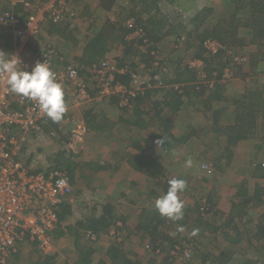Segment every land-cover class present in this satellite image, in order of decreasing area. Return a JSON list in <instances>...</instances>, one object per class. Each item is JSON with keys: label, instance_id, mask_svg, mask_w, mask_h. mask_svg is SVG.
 Segmentation results:
<instances>
[{"label": "crops", "instance_id": "0c3cea01", "mask_svg": "<svg viewBox=\"0 0 264 264\" xmlns=\"http://www.w3.org/2000/svg\"><path fill=\"white\" fill-rule=\"evenodd\" d=\"M135 1L136 4H138V0ZM69 2H72V0H69ZM152 3L155 4V10L159 9L157 10L160 12L159 15L162 14L161 8L163 7L165 8L171 4L179 6L176 3L167 2V4L166 0H160V2L155 0ZM96 4H98L99 7V0H96ZM253 5L254 8L252 7ZM262 6L264 7V1L246 0L241 2L239 6L241 8L236 13V18L240 20L234 19V22L232 18L229 20L228 18L220 17L215 20L213 19V21H215L213 23L214 27L220 25L224 30H228L230 33L229 37H227L228 39L224 42L222 41L226 47L229 50L232 49L234 53L247 56V61L242 65L236 64L231 61V58H229L226 52H222L220 54L221 58L217 57L213 61L214 64L209 68V71H211L213 75L211 74L210 76V74H208L209 77L206 79L200 78L198 70L190 69L189 67L184 68V66H182L184 64L182 63H168L170 62L169 57L176 53H178L179 56L184 54L187 48L182 50V46H188V44L181 41L180 37L178 38L179 34L173 32L174 23H169L165 20V22H163L165 24H163V26L165 27H163V20L161 21L158 15L156 17L159 19V27H155L154 24L152 26L149 24V21L144 22L145 25L150 26L147 28L145 27L147 31L150 29L152 31L154 29L153 33H150L154 39V44H152L154 49H149L145 46V49L149 51L152 57V61L153 56L151 51H155V53L157 51L164 56V59L160 60V64L155 67L152 73L161 74V79L165 82V85L160 87L158 83H156L153 86L156 89L153 96L149 94L151 96L144 98L145 100L140 103H138L136 99L131 101L133 103L132 107H120L116 98H111L110 100H104L102 102L94 101L92 104L86 106L73 107L80 118L85 121L87 120L86 122L90 127V132L85 136L86 138L84 137L82 140L75 142L73 151H70L71 153L69 152L68 155L70 158L73 157L74 163L78 162V158H85V162H80L81 164L79 165H81V169L82 165L88 167L87 174L91 172L92 177L86 174L81 176V172L79 171L80 174H78L77 170L74 169L75 175L74 177H70L71 183L69 189L65 193L64 201V204L69 207L71 212L61 219V224L64 223V225H67L69 228L70 226L73 227V225L79 221L77 220L79 218H73L77 207L87 206V211L86 209H80L82 212L81 217H83L90 214V212H94L92 209L100 203L105 204L107 203L106 201L113 200L112 204L115 209V214H128L130 217L127 223L130 225L133 223L134 226V218H136L139 213H135V210L134 214L133 210H131V213L128 212L127 209H130L131 206L127 209L120 210V207H122L124 203L123 199L129 200L130 196H128V193L134 186H136V188L141 187L144 193L147 191L146 187L151 188L152 184L160 181L163 183V188H158L157 190H153L152 188L149 190L154 191L155 194L159 196L166 192L164 188L168 180L172 178H183L187 181L189 192L195 194L193 183L199 181L200 170L202 169L205 173V164L208 166H215V164H212L213 160L217 162L224 160L223 155L227 153V149L230 145L228 136L232 130L237 133L240 127L245 130V141L246 144H248L247 167L249 170H254V174H260L261 177H264L261 171L256 169L254 161L252 162V159L255 160L254 156L258 152L264 151V133H262L264 129V45L262 46L258 43H264V37L255 35L257 29H264V11H256L257 8ZM92 7L93 5L90 6V8ZM235 7L236 4L234 0H199L198 4L190 9V13H193L195 16L191 18L195 25V29L190 30L192 32L189 38L191 43H189L188 46L189 54L186 55L188 61L198 58L197 53L200 52V50L196 52V50L192 48L194 47L192 37L197 39L200 44L205 39L201 40L195 33V31L200 32L206 29L205 26H203L205 24L204 18L203 22H201L197 20L196 16L199 13L201 14L204 9H212V11H222L226 15L232 14L233 17ZM244 10L249 13L251 12V16H244ZM182 13H185V10L184 12L182 10ZM146 17H148V15L146 16L144 14L142 19H146ZM210 17L211 15H208L207 19ZM202 23L203 25H201ZM183 24L184 21L178 23V25L181 26ZM210 24L211 23H208L207 29L213 27L210 26ZM198 26L199 31L197 30ZM0 31L2 30L0 29ZM167 31H170V33H166ZM132 32L127 34L128 39H130ZM6 33H0V50L8 53L21 52L23 50L22 44L15 42L13 37ZM43 33H46V36H43ZM43 33L41 34V41H49L50 44L55 45L54 41L59 37L45 30ZM150 34L148 33V35ZM184 35L185 34H183V36ZM122 42L123 41L117 37V42L114 44L111 43L109 46L110 48L103 56V58L112 59L117 67L121 66L119 62L122 63L125 60L127 62V58L135 52V49H130L131 53H127L125 44ZM60 44L64 46H62L64 49L61 46L57 48L61 52L67 51L66 59L69 61H76V58L83 55L86 46L85 45L82 50L77 51L74 48L68 49L67 47L69 45ZM140 47L143 48L142 46ZM144 50L142 49L141 51L139 49V52L143 54ZM214 55L216 54H208V56L212 57ZM132 61L131 63L138 67L139 70L142 69H140L141 66H139L140 62L138 60L132 59ZM152 61L149 67H152ZM219 62H221V65H218ZM176 65L182 66V69L180 68L179 70ZM143 67L146 69L145 65ZM206 67L207 65L205 64V68ZM81 68L84 69V66ZM228 68L233 76L231 79L224 76ZM119 76L121 80L122 77H125L122 74ZM217 76L218 78H216ZM82 78L86 83L92 85L90 76L80 72V79ZM65 100L66 104H69L71 97L65 96ZM135 104L137 105L135 106ZM134 106L144 111L143 118L145 125H147L148 130L154 131L155 134L158 135L156 141H143L142 137L135 132L136 128L131 123L133 118L131 110ZM70 109L66 110L60 122L52 125L55 129L61 127L62 130V127H64L68 130L71 128H66L65 126V124L68 123L66 121L69 119L68 113H70ZM90 113L96 115L95 119H93L95 125L89 121L92 118ZM152 116L155 117V121H153L152 124L147 123V120ZM49 127L51 128L50 130H52L53 127ZM66 134L68 136V132ZM31 136H33V133ZM31 136L29 137V141ZM45 136H47V134H44L41 138L32 137L35 139V144H37L36 150L42 153V155H39L36 152L33 158L37 156L38 161L44 163L42 164L43 166L49 165L51 160L48 156L46 157L45 148H42L44 146L39 144V142L42 141L41 139ZM59 136L62 137V132L59 133ZM134 139L138 140V143L142 146L139 147L141 150L132 145ZM68 140L69 139L62 145L64 149L65 144L69 142ZM46 143L48 146L54 147V144L50 142V140L49 143ZM54 151L55 150H51V153H54ZM214 153H220L218 158L213 156ZM189 157L193 160V165L191 167L186 166V160ZM110 160L115 161L114 165H108V168L103 169L101 167L102 164L110 162ZM100 164L101 168L98 169L97 166ZM258 164L259 163H257V165ZM228 182L223 181L220 183V181H218V187L213 188V191L221 192L222 187L228 184ZM92 185L96 187V190L99 192L98 202H96L97 199L95 200L91 196H83V191L89 193L93 188ZM195 195L205 200L208 197L205 194ZM133 201L139 202V200ZM203 213L204 217L210 212ZM132 215L135 216L132 217ZM71 218H73V221L68 222L67 220ZM55 234L57 237L54 241L52 252L47 257L50 260L51 258H57L59 260L61 259V261H66L68 259L67 256L74 253L71 252V249L75 247L74 239L71 243V247L68 248L66 243L68 239L59 237L57 232ZM28 247L31 248L30 252L34 253L36 259L42 256L37 246L34 243L28 242L21 245L18 254L13 257L11 262L14 260L12 263H15L24 254L23 249ZM107 250L106 252L108 254ZM69 252L70 254H64Z\"/></svg>", "mask_w": 264, "mask_h": 264}, {"label": "built area", "instance_id": "2783aa9c", "mask_svg": "<svg viewBox=\"0 0 264 264\" xmlns=\"http://www.w3.org/2000/svg\"><path fill=\"white\" fill-rule=\"evenodd\" d=\"M7 2L11 6L22 3L33 7L24 21L12 11L4 13V21L8 25L4 31L10 34L15 42L22 44L23 50L14 54L19 56L22 64L28 69L37 62L48 63L57 80L63 85L65 96L71 97L67 109L111 98H116L120 107L130 106L132 99L143 93L146 86L149 88L154 86L149 83L153 78L143 76L138 67L131 66L132 64L117 67L110 59H104L93 66L90 77L92 85H89L80 79L75 64L57 65L53 50L41 54L26 47L33 41L39 42V46L46 43L41 41V34L49 19L58 22L66 18L65 14L74 15L75 8L69 5L71 3L69 0H7ZM135 21L132 18L125 25L132 28ZM133 38L147 41L142 27L134 29L130 36V39ZM180 39L182 42L187 40L185 36ZM204 47L209 54H217L224 49L231 61L236 64L242 65L247 61V56L234 53L232 49L229 50L216 40H206ZM44 48L43 46L42 49ZM186 64L189 68L198 70L200 78L207 77L203 59L194 58ZM158 65L157 63L155 67ZM117 73L127 74L130 77L129 83L118 80ZM224 76L230 79L233 77L229 68L226 69ZM6 79V75L0 74V264H10L21 245L28 242L34 243L43 257L50 255L55 232L62 225L60 208L71 183L65 171L51 170L48 173L36 171L34 164L27 161L31 153V149L27 148L29 137L40 129L47 116L35 102L10 93ZM154 79L158 81L160 87L163 86L159 76ZM89 132L88 123L78 116L69 130V142L65 144L68 153L73 150L75 142L82 140ZM262 165L264 167V162ZM204 167L210 169L207 164ZM112 234L116 237L119 235L114 231ZM88 236L92 240L97 239V235L89 233ZM176 251L181 253L180 257L183 259L190 256L187 248L175 246L171 253L175 255Z\"/></svg>", "mask_w": 264, "mask_h": 264}, {"label": "rangeland", "instance_id": "374dc122", "mask_svg": "<svg viewBox=\"0 0 264 264\" xmlns=\"http://www.w3.org/2000/svg\"><path fill=\"white\" fill-rule=\"evenodd\" d=\"M155 0H147L146 4L143 0H138V4L136 5V8L133 9V2L131 0H119L117 6H115V12L112 13V15H109L104 10H101V8L98 7V4H96V0H72V2L69 4L71 7H76V4H79L80 9H84L88 6L93 5V7L88 10L89 12H92L91 15H83L78 21V24L75 26L78 29H75L73 32V36L76 37L77 42L75 43L72 40L69 41H63L59 38H56L55 45L59 48L61 46L60 43L69 45L67 48L72 49L74 48L77 51H80L83 49V47L87 44L88 38H91L94 36L98 31L102 29V24L104 23L105 19L114 18L117 22H119L120 25H123L128 20L137 17V21H141L142 16L145 14L146 16H159L163 22L168 21L169 23H174V33L177 34H186L190 32L191 29H195V25L193 23V20L191 18H194L195 16L193 13L191 14V10H185L181 9V7L176 6L174 4L168 5L167 7L161 8V15L159 11L155 10V4L152 3ZM159 1L160 0H156ZM217 1V0H216ZM246 1V0H244ZM77 2V3H76ZM167 3V2H166ZM168 4V3H167ZM222 8V5H221ZM147 9L149 12H147ZM182 10L185 13H182ZM244 16H251V12L244 10L243 12ZM211 15L210 18L207 19V16L204 17V25L203 23L201 25L205 26L207 28L208 23H211L210 26H213V19L216 18H228L231 20L232 14H225L222 11L219 10H213L210 12ZM134 16V17H132ZM76 20V19H74ZM180 21H184V24L178 25ZM126 24V23H125ZM144 27H150L148 25H145L143 22ZM160 23L156 25V27H159ZM168 26V24H167ZM104 29V28H103ZM8 34V33H6ZM43 36H46V33L42 34ZM114 37L118 36L119 33L116 31L113 33ZM117 38V37H116ZM43 41V40H42ZM46 41V40H45ZM44 42V41H43ZM49 42V41H47ZM33 43L29 42L28 44ZM192 43L194 44V50H199V41L192 38ZM174 45V44H173ZM172 45V46H173ZM63 46V45H62ZM61 46V47H62ZM64 47V46H63ZM62 47V48H63ZM28 48V45H27ZM186 52L181 54L180 56L178 53L175 55L169 57L170 64H185L188 62V57L186 55L189 54L187 45L182 46V50L186 49ZM64 49V48H63ZM145 48L143 47V50ZM129 58H127V63L130 64V62L133 60H138L140 69H144V65H146L148 68L144 70H140V73L143 74V76L151 78V73L154 71L156 64H160V60L164 59V56L162 54H159V52L151 51L152 55H154V59L152 61V57L149 52L145 53L146 49L144 50L143 54L139 52L138 49L134 50ZM142 51V49H141ZM67 52L66 50L64 51ZM193 52V51H192ZM107 59V58H106ZM113 61L112 59H110ZM131 60V61H129ZM137 61V62H138ZM152 61L151 65L152 67H149L150 62ZM157 62V63H156ZM144 64V65H142ZM154 74V73H152ZM83 77V76H81ZM83 79V78H82ZM69 109V108H68ZM69 119L66 121L68 123L65 124L66 128H70L74 121L77 119L78 114L73 109L69 110ZM53 127V126H51ZM54 128V127H53ZM52 128V129H53ZM68 132V131H66ZM251 132V131H250ZM264 133V129L262 131ZM255 134V132H254ZM86 138V137H85ZM48 135L45 136L42 141L39 142V144H42L46 150V156H49L51 154V150H59L60 146L58 144H54V147H48L47 143H49ZM35 143V142H34ZM57 143V142H56ZM37 145V144H35ZM48 147V149L46 148ZM61 150V149H60ZM54 151V154H56ZM73 150H71L72 152ZM70 152V153H71ZM220 153H214L213 156L215 158H218ZM57 156V155H56ZM258 157V158H257ZM255 160L252 159V162L254 161V164L262 163L264 162V151L258 152L254 156ZM77 159V157H76ZM72 162H74L73 157L70 158ZM77 163L74 164L71 162V167L73 169L77 170V173L79 171L81 172V176H84L83 174L89 175L92 177L91 172L87 174L88 167L82 165V162H85V158H78ZM81 162V163H80ZM52 163V162H51ZM54 164V163H53ZM52 164V165H53ZM215 166L211 165L210 169H205L206 172L204 173L203 170H200V177L199 181L193 183L194 192L195 194H205L209 198L212 197L213 200H217L218 204L216 208H213L214 211L210 212L209 214L204 216V219L202 221H196L197 215H187V213H184V217L182 219V223H179L176 221L167 220V224L161 225V229L166 230L167 233L170 234V236L173 238L174 243L171 241L161 240L159 242L154 243L151 239V237L146 234L144 231L140 230H131V229H123L121 233H119L118 237L112 234L115 227L110 230V232H101L97 239L92 241L89 240L87 237L85 239H82L81 242L83 245L91 246L93 248V254L91 257L92 264H98L100 263H108L111 264V258L109 257V254H107L106 250L110 246H119V251L122 254H127L131 258L136 257L134 254H139L141 256V259L143 261V264H263L264 263V235H261L260 225L264 227V177H261L259 174H254V170H249L244 175V179L246 180V186L249 191V194H254L257 187H261L262 190V197L261 201H255L251 202L246 206L240 205L238 208L240 209L243 207V212H239L240 214L236 215V217L229 221V218L226 217V215L220 213L221 211L218 209L220 205L222 208L229 209V206L231 202H237V199L231 198L228 192L221 191H213V188H217L218 181L220 183L228 182L229 181V174H231L230 171L224 170V167L220 166L221 163L218 161L213 160V163ZM220 164V165H218ZM78 167V168H77ZM86 167V168H85ZM215 167V168H214ZM203 168V167H202ZM92 169V168H91ZM94 171V170H93ZM85 175V176H86ZM162 184V185H161ZM93 186V185H92ZM146 187V186H145ZM147 191L143 193L141 187L136 188V186L132 187L128 196L129 200L123 199L124 203L122 207H120V210L127 209L130 207V209H127L128 212L131 213V210H134L135 213H139L140 209L142 207H147L152 210L153 214H159L158 211L155 208V200L158 197L157 194H155L154 191H149L153 188V190H157L158 188H163V183L158 181L157 183L152 184L151 188L146 187ZM155 188V189H154ZM149 191V192H148ZM102 195V194H101ZM83 196L88 197L91 196L98 202V196L99 192L96 190V187L93 186L92 190H90L89 193L87 191H83ZM131 198V199H130ZM133 200H139V202L133 201ZM100 203V202H99ZM133 206V207H132ZM80 209H86L87 206H80L76 208V211L74 212L75 215L73 218H79L81 219V210ZM218 210V211H216ZM84 211V212H86ZM89 215V214H88ZM136 215V214H135ZM135 215H132L134 217ZM67 220L73 221L72 219ZM133 223L130 225L128 224V227L132 226ZM63 226V230H66L67 225H64V223L61 225ZM60 227V229H61ZM182 229V230H181ZM198 229V232L195 235H192L193 230ZM130 230V231H129ZM56 233V232H55ZM69 232L64 235H59V237H63L68 239L67 240V246L68 248L71 247V243L73 241V236L68 235ZM56 234H55V240H56ZM172 244H174V247H171ZM82 245V244H81ZM157 246V248H155ZM176 247H180L181 249L187 248L190 251V257H187V259H183L180 257L181 253L176 251L175 255L171 253L172 249ZM95 247V248H94ZM30 247L23 249L24 254L15 262L11 264H35L37 259L35 258L34 253L30 252ZM75 250V247L71 249ZM65 252V251H64ZM64 254H70L64 253ZM73 255V253H72ZM71 255V256H72ZM52 256V255H51ZM43 257V256H42ZM76 257V256H75ZM75 257H72L70 259V255L67 256L69 261H71L70 264L75 263ZM48 258V257H45ZM77 258V257H76ZM49 259V258H48ZM55 263V260H58L61 262V259H52Z\"/></svg>", "mask_w": 264, "mask_h": 264}, {"label": "trees", "instance_id": "16d2710c", "mask_svg": "<svg viewBox=\"0 0 264 264\" xmlns=\"http://www.w3.org/2000/svg\"><path fill=\"white\" fill-rule=\"evenodd\" d=\"M117 1L118 0H99V8H101V10L106 11L107 13H109V15H112V13L115 12V6H117ZM144 3L146 4L147 0H143ZM236 7H235V12H234V16L232 17V21L235 20H240L239 18H236V13L239 11V9L241 7L240 4L241 2H243L244 0H234ZM259 1H264V0H259ZM131 2H133V9L136 8V1L135 0H131ZM166 2H170V3H176L177 5L181 6V8L185 9V10H190L192 8H194L199 0H166ZM77 3V2H76ZM79 3V2H78ZM76 4V7L74 9L73 12L74 15L71 14H65L66 18L58 21V22H53L52 19H49L48 22L45 24L44 28L46 32H50L56 36L59 37L60 40L63 41H69L72 40L75 43L77 42L76 37H74L72 34L74 32L75 29H78L77 27H75L78 22L77 20H79L81 18V16L83 15H91L93 14L92 12H89L88 10H90V6L84 8V9H80L79 8V4ZM139 3V2H137ZM30 4V3H29ZM254 8V5L252 6ZM33 8V7H32ZM32 8L30 7V5H25L22 3H18L17 5L11 6L7 0H0V29L2 31H0V33H5V29L8 27L7 23H5V18H4V13H6L7 11H12L15 13L16 16H18L21 20H25L27 15L29 14V12L32 10ZM90 8V9H89ZM132 9V11H133ZM159 10V9H157ZM255 10V9H254ZM259 10H263L264 11V7H260L257 8L256 11ZM134 12V11H133ZM147 12L148 9H147ZM210 12H212V9H204L202 10V13L198 14L196 16L197 20H200L201 22H203V18L208 16V14H210ZM72 18H69V17ZM204 16V17H203ZM68 17V18H67ZM134 17V16H132ZM195 18V19H196ZM76 19V20H74ZM133 19H135V26L134 27H125V23L123 25H120L119 22L116 21V19L114 18H110L109 19H105L104 23L102 24V29L97 32L92 38H88L87 44L85 46L84 49V53L83 55L79 56L78 58H76V61H69L68 59H66L67 54L65 52H61L56 45H52L49 42L44 43V49H42L43 46H39V42H35L33 41V43H30L28 45V49L33 51V52H40L41 54L45 53L48 50H53L54 51V60L55 63L59 66L61 65H66L68 63H73L75 64V66L77 67L78 71L85 73L87 76H92V68L95 64H98L99 62H101L102 60L106 59L103 58V56L105 55V53L108 51V49L110 48L109 46L114 43L117 42V38H120L121 41H123L122 43L125 44V50L127 51V53H131L130 49H143L140 46L144 47L145 46L149 49H154V46H152V44H154L153 42V36H151L153 33L154 29L151 31V29L149 31L146 30V28L143 25V22L145 21H149V24H151L153 26V24L158 25L159 23V19L156 16H149L146 17V19L142 20V21H137V18L134 17ZM235 22V21H234ZM164 24V23H163ZM165 25V24H164ZM200 25V24H199ZM137 27H142L146 33L147 36V41L144 42L142 39L140 40V38L138 39H128L127 38V34L132 32L134 29H136ZM165 27V26H163ZM104 28V29H103ZM197 30L199 31V26L197 27ZM256 30V29H255ZM118 32L119 36H115L113 35L114 32ZM148 33L150 35H148ZM166 33H170V31H167ZM190 33H192L191 31L186 33L184 36L187 38V40L184 42L186 44L189 43L190 40ZM197 36H199L201 38V40H203V42H201V44L199 43V50L200 52L197 53L198 58H201L204 60L205 64L207 65V67L205 68V71L207 73V77L208 74H210L211 76V71H209V68L211 67L212 64H214V60L218 57L221 58L220 54L222 52H224V49L220 50L216 55L212 56H208V52L207 49L204 47V43L206 42V40H216L218 42H220L221 44L225 45L223 42L225 40H227L229 37V31L228 30H224V28L220 25H216L215 27H211L210 29H204V31H200V32H196ZM258 37H264V29H257L256 34ZM183 34H179L178 38L182 37ZM192 37V36H191ZM210 37V38H209ZM127 38V39H126ZM193 38V37H192ZM90 39V40H89ZM264 39V38H263ZM189 40V42H188ZM221 40V41H220ZM223 41V42H222ZM260 45H264L263 42H258ZM187 46V47H188ZM226 46V45H225ZM145 52H149L147 49ZM154 55L153 54V59H154ZM103 58V59H102ZM133 63V61H132ZM130 62V64H132ZM119 64L121 66H124L126 64H128L126 62V60L124 62H119ZM218 65H221V62L218 63ZM84 66V69H82L81 67ZM86 66V67H85ZM131 66H134V64H132ZM146 66V65H145ZM178 67V69L180 70V68L182 66L185 67H189L188 64H184L182 66L180 65H176ZM136 67V66H135ZM147 68V66H146ZM182 69V68H181ZM191 69V68H190ZM213 69V68H212ZM211 69V70H212ZM186 70V69H183ZM79 72V73H80ZM119 75H121L120 73L116 74V78L118 80H121L119 77ZM125 77H122V82L128 84L130 81V77L127 74H122ZM151 78H153V80H151L149 83L151 84H156L158 81L154 79V77L159 76L161 79V74L159 73H151ZM213 75V74H212ZM128 76V77H127ZM219 76V75H218ZM218 76L216 78H218ZM206 77V78H207ZM205 78V79H206ZM162 81V79H161ZM163 82V85H165V82ZM146 85V84H145ZM95 90V89H93ZM155 87H145V90L143 91V93L139 94L136 98H133L132 101H134L135 99L138 101V103L142 102L143 100H145L144 98L149 97V96H153L154 92H155ZM151 94V95H149ZM118 102V100H117ZM137 104H135L136 106ZM133 103L131 102L129 107H132ZM133 107V109L131 110V112L133 113V118L131 120V123L135 126V132L137 133V135H140L142 137L143 141H156L158 138V135L155 134L154 131H150L147 129V125H145V121L143 118L144 115V111H142L139 107ZM127 107V106H126ZM125 107V108H126ZM90 116L92 117L89 121L93 123V125H95V123L93 122V119H95L96 115L94 113H90ZM153 117V119H152ZM150 117L149 120H147V123L152 124L153 121H155V117L152 116ZM87 121V120H86ZM56 123H54L53 121H51L49 118L46 117V121L44 124H41V127L39 130L35 131L33 133V136H31L30 141L28 142L27 148H29V150L31 149V153L30 155L27 157V161L29 163L34 164V170L38 171H44L47 172L51 171V170H60V171H65L69 177H74V169L71 167V160H70V156L68 155L69 153L67 152V150H65L62 145L63 143H65V141H67V139L69 138V130L70 129H65L64 127H61L58 129L53 128L52 130H50L51 128L49 126H52ZM68 131V136H67V132ZM238 132L236 133L233 132V130L230 132L229 136H228V141H229V147L227 149V153L223 155V161H220L222 167H224V170L230 171L231 174H229V182L228 184L224 185L222 187V191L228 192V194L230 195L231 198H235L237 199V201H239V203L237 202H231L229 206V209H225L222 208V206L220 205V207L218 208L224 215H226L227 218H229V221L232 220L231 222H233V219L236 217V215L240 214L239 212H243V207H241L240 209L238 208V206L243 205L246 206L251 202H255V201H261V197L262 195V188L261 187H257L254 194L250 195L249 191L247 189L246 186V180L244 179V175L246 174V172H248V167H247V163H248V144H246V135L244 134L245 130L240 127L238 130ZM62 132V137L59 136V133ZM44 134H47L50 142H53L56 144V142L58 143V146H60L59 150H56L55 153H51L49 154V158L50 160V164L43 166L42 164H44L43 162L38 161L37 156H35L33 158V156L36 154L42 155V153L37 149V145H35L34 143V138H41ZM234 134V135H233ZM34 137V138H32ZM248 143V142H247ZM132 145L135 146L136 148H138L139 150H141L139 147H142L139 143L138 140L134 139L132 142ZM50 147V146H48ZM48 147H46L48 149ZM46 150V149H45ZM57 155V156H56ZM112 155V154H111ZM47 157V156H46ZM111 159V158H109ZM108 159V160H109ZM52 162V163H51ZM114 160H110V162H105L104 164H101L97 166V168H103L106 169L109 166L108 165H114ZM54 163V164H53ZM74 163V162H72ZM53 164V165H52ZM76 164V163H74ZM112 165V166H113ZM101 166V167H100ZM256 169L261 171V174L264 175V167L262 165V163L260 164H256ZM71 179V178H70ZM168 188V183L165 185V190L167 191ZM180 198L184 201L185 204V208H184V212L187 213V215H197L196 221H202L204 219L203 217V212H212L214 211L213 208H216L218 204L217 200H213L212 197L210 196L207 197V199L205 201H203L204 199L202 197H199L197 195H195L193 192H189L188 188H186V190L180 194ZM203 199V200H202ZM107 203L103 204V205H98L95 206V208L92 209V211L94 212H90L89 215H85L83 216L81 219H77L79 221H77V223L75 225L70 226L69 228L67 227L66 230H63V226L61 227V229H57V233L59 235H64L66 233L69 232L68 235L73 236L74 238V246H75V250H73L72 252L73 255H70V259H72V257L77 256V258L75 257V263L72 264H92L93 262L91 261V257L93 254V248H91V246H86L83 245V243L81 242L82 239H85V237H87L89 240H92L88 234H93V235H99L101 232H110L111 229H113V227H115L114 232H116V234L121 233L122 230L124 229H131V230H140V231H144L146 234H148L152 241L154 243L159 242L160 239L161 240H166V241H171L172 243H174L173 238L170 236L169 233L166 232V230L161 229V225H165L167 224V220L170 219L161 216L160 214H153L152 210L149 208H141V211L139 212L138 216L135 219V224L134 226H130L128 227V223L127 220L130 217L128 214H115V209L114 206L112 204L113 200L110 201H106ZM101 206V207H100ZM218 211V210H216ZM71 212V210L69 209V207L66 204H62L61 208H60V219H63L64 217H66L67 214H69ZM100 213V214H97ZM179 223H182V219L179 221H176ZM183 224V223H182ZM260 230H261V235H264V227L260 225ZM121 231V232H120ZM130 231V230H129ZM123 233V232H122ZM94 241V240H92ZM82 244V245H81ZM171 247H174V244H172ZM119 246H110L108 248V254L109 257L111 258V264H143V261L141 259V256L139 254H134L136 257L131 258L130 256H128L127 254H122L119 251ZM155 248H157V246H155ZM76 253V254H75ZM190 257V256H189ZM70 259H67L66 261H61L59 262L58 260H55V263H53L54 261L47 259L45 257H38L37 261L35 262V264H70L71 261H69ZM98 264H108V263H100L98 262ZM220 264H225V263H220ZM254 264H256V262H254ZM264 264V263H263Z\"/></svg>", "mask_w": 264, "mask_h": 264}, {"label": "clouds", "instance_id": "9594fccd", "mask_svg": "<svg viewBox=\"0 0 264 264\" xmlns=\"http://www.w3.org/2000/svg\"><path fill=\"white\" fill-rule=\"evenodd\" d=\"M20 65L23 64L18 55L0 50V74L6 75L10 93L35 102L47 118L54 123L60 122L67 104L64 87L57 80L54 71L46 61L37 62L31 69ZM192 165L193 160L189 157L186 166ZM167 183V191L156 198L154 206L161 216L179 221L184 217L185 208L180 194L186 190L187 181L172 178ZM197 232L198 229H194L192 235Z\"/></svg>", "mask_w": 264, "mask_h": 264}]
</instances>
